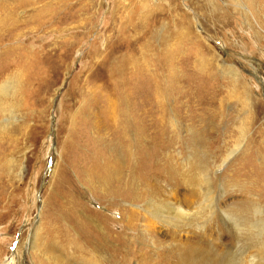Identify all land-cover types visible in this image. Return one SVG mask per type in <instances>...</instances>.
I'll return each instance as SVG.
<instances>
[{"label": "rangeland", "instance_id": "obj_1", "mask_svg": "<svg viewBox=\"0 0 264 264\" xmlns=\"http://www.w3.org/2000/svg\"><path fill=\"white\" fill-rule=\"evenodd\" d=\"M19 16L0 35V84L19 68L0 95V264H88L70 244L95 250V225L131 264L193 244L264 264L231 223L264 213V0H35ZM148 186L187 217L147 214Z\"/></svg>", "mask_w": 264, "mask_h": 264}, {"label": "bare ground", "instance_id": "obj_2", "mask_svg": "<svg viewBox=\"0 0 264 264\" xmlns=\"http://www.w3.org/2000/svg\"><path fill=\"white\" fill-rule=\"evenodd\" d=\"M34 3H35V0H0V35L1 34H6V31H8V30H14V31H11V33H12L11 36L13 38L12 40H14L17 37V34H19V32H20L19 31V27H20L19 25L23 22L22 19L19 16L20 15V10L22 8L23 9L30 8ZM32 9L35 10L34 8H32ZM29 11L30 10H28V12ZM30 18H32V17H30ZM30 18H28L27 20L29 21ZM32 22H33V19H32ZM32 22H31V24H32ZM29 23H30V21H29ZM3 39H4V37H3ZM0 41H2V40H0ZM9 50L12 51L11 49H9ZM15 50L17 51V49H15ZM7 55H10V54H7ZM14 64H16V65L18 64L17 59L14 62ZM18 70H19L18 66H14L13 69L9 70V72H8L9 75L6 78V81L0 84V95H2V97L5 98L6 96L9 95L8 91L11 88V85H12V83H11L12 79L10 77L11 76L17 77L19 75ZM234 82L237 83L238 81L234 80ZM243 90L245 92V96L248 97V100L244 101V103H243L244 104V109H245V114L246 115H250L251 114V110H252V106H253V101L252 100L256 101V99L251 96V93H250L248 88L243 86ZM160 97H161V95H160ZM158 100H159V98H158ZM248 118H249V119H247L248 123L249 124L252 123L253 122L252 118L250 116ZM137 120L140 121L141 120V116L137 117V119L136 118L134 119V117H133V123L130 124V125L135 127L137 130H142V129L144 130V128L139 129L140 128L139 127L140 124L137 123ZM154 120H156V119H154ZM159 120H161V118L160 119L157 118V121H159ZM145 124H146V120H145ZM137 127H139V128H137ZM143 133H144V131H143ZM140 135H142L141 131H139V133H138V136H140ZM6 137H7V134H6ZM144 137H142V139L143 140L145 139L144 141H146V136H144ZM4 138H5V136H2V135L0 136V143L1 144L3 143V139ZM11 140H12V137H11ZM206 167H202V168H200V170L204 171V169ZM186 175H185V178H183L184 180L187 179ZM197 176L200 177L199 179H196V180H198V185L199 186H200V183H201L200 179L203 178V180H204L206 188H204L205 191L203 193V196H204L203 198H205L204 202L207 204L209 210L212 212V210H213L212 208L215 207L214 206L215 204H214V198H212L211 183H210V181L208 179V176L205 173H202L200 175L198 174ZM186 184H187L188 187H191V186L194 187L193 183L191 181H189L188 179L186 181ZM138 186H139V184H138ZM138 186L133 181L130 183V190L132 192H134V195L138 192V189H139ZM151 190L149 189V186L146 189V193H147L146 197H147L148 200H147V203L144 205L145 208L143 210H145V212L147 214H151V215H153L156 218L161 216V217H164V218H167V219H175V218L183 219V217H187V215L182 210H179L180 208L178 209L173 202H171V201H160V200H158L156 198V196H152L155 193L153 192V190L152 191ZM248 205H250V203L249 204L243 203L242 206H241V208H243L242 210L244 211V208H246ZM215 208H217V207H215ZM219 211L221 212V209ZM132 212H133L132 217H134V216L137 217L138 216V213H136V211L133 210ZM223 213H225V212H223ZM243 213L240 214L241 217H235V219H232V221H231V223H233V226L237 230L238 229L241 230V229L244 228V230H243L244 234L241 233L239 235V237H240L239 238L240 239L239 243L243 244V246H244V247L242 246L243 249L245 248V244L249 243L248 245L250 246V243L253 244V242L255 240L257 241L258 244H264V242H263L264 239L262 240L263 231H264V229L262 230V228H264V213L257 212V216L259 218L256 217V219H259V220L255 221V223H253V225L250 226L251 231L245 229V226H244L245 224H244L243 219H242V218H244L243 217ZM226 217H228V216L226 215ZM229 217H230V215H229ZM136 219L137 218H134V221ZM192 224L193 223H189L188 226H191ZM257 224H259L258 228H256ZM95 227H96L95 228L96 231L100 235L99 239L101 241L98 242V244H97L98 246H94L93 247V248H95V250L88 251V252L85 250L87 252L86 255L83 253V249L84 248L82 247L83 246L82 243L78 242L76 240H75L76 242H73L74 240L72 239V242H71L70 245H71V247L77 249V252L79 254L78 256H80V257H82V258H84L86 260L88 259V264H129L131 262V259H132L133 255H130V257H128V256H124V254L122 253L121 254L122 260H119L116 252H118V251L122 252L123 248H119L118 247V249H117V247L114 246V242L112 240L105 239V236H104V233H103V231L105 230L104 226L95 225ZM258 229H261V231L257 232ZM139 233H141V232H139ZM191 234H193V233H191ZM71 235L75 236V234H72V233H71ZM141 235H142L143 238L147 237L146 233H144V232H142ZM199 236H200V234H199ZM200 237L203 238L202 236H200ZM77 240H79L78 237H77ZM45 247L46 246H44L43 248L45 249ZM200 247H201L200 245L198 247V245H196V244L195 245L193 244L192 246H188V247L187 246L186 247L185 246H181V245L176 246V247H170L169 246L168 249H166L167 251L164 252L165 256H163V257L161 256L158 259H156L155 261H153L154 263H152V262L151 263L152 264H214V259L217 258L218 254L210 246L209 247H202V248H200ZM262 250H264V247L262 248ZM150 256H151V254H147V255L143 254V256H141V260L139 259V261H138L139 264H147V262H149L151 260L150 258H148ZM155 256H157V255L155 254ZM251 261H252V264H254L253 261L255 262V260L253 259ZM86 263H87V261H86ZM71 264H73V263H71Z\"/></svg>", "mask_w": 264, "mask_h": 264}]
</instances>
